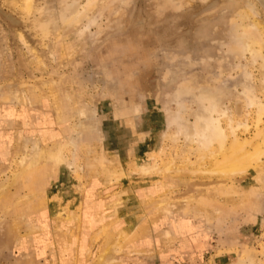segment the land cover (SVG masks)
Listing matches in <instances>:
<instances>
[{
    "label": "rangeland",
    "instance_id": "rangeland-1",
    "mask_svg": "<svg viewBox=\"0 0 264 264\" xmlns=\"http://www.w3.org/2000/svg\"><path fill=\"white\" fill-rule=\"evenodd\" d=\"M31 2L0 0V182L16 176L0 195V264L263 260L264 157L230 179L137 166L199 167L197 144L174 135L194 124L200 92L248 125L241 139L264 135L236 87L249 73L264 105L262 60L242 56L236 34L251 2L264 23V0ZM31 138L75 160H41L33 194L18 164ZM13 222L31 249L9 240ZM117 236L121 251H104Z\"/></svg>",
    "mask_w": 264,
    "mask_h": 264
},
{
    "label": "bare ground",
    "instance_id": "bare-ground-1",
    "mask_svg": "<svg viewBox=\"0 0 264 264\" xmlns=\"http://www.w3.org/2000/svg\"><path fill=\"white\" fill-rule=\"evenodd\" d=\"M23 1H24L23 3L24 7H22L21 9L24 8L25 11L30 13L32 0H23ZM260 1L263 2V0ZM248 5L243 11L244 14L240 16L242 20V24L238 26L236 31L238 32L236 33L237 40L239 41L240 44L238 46L239 49L243 50L244 52L243 54L241 53L242 56L245 53H249L251 55L252 64H255V62L258 61L259 59L262 60V63L259 67L261 82L258 83H261L259 84L260 88L264 90V31H263L264 23L259 18L260 14L258 13L259 11L256 10V6L252 2L251 4L249 3ZM246 69L247 68H245V70ZM244 75H243L244 76L243 79L240 77L242 80L240 79L241 81H239V84L236 87H238L239 85L242 86L243 94L245 95L246 99H248V106L255 108L254 111L256 112L254 113H256V124L258 126V124L262 121V117H264V105L262 104V101H260L261 99H259V97L256 95L255 85H253L254 83H252V78L250 74L246 72ZM250 78H251V82H250ZM199 99L201 100V106L198 108V110L196 109L197 111H193L192 113H190V115L194 117L195 120L194 124L192 125L187 124L188 126L185 125L184 129L179 127V132H177L178 135H174L175 138H177V136L179 135H182L185 137L186 140L193 141L194 143L197 144V146L199 147L198 149L200 150V153L198 154V158H197L199 162V167L190 170L185 165L177 166L172 161L165 163L164 165H158L157 163L158 161L157 162L154 161L153 164L138 165L137 167L141 172L145 174L149 172H156V173H161L163 176H168L171 173H177V174L201 173L202 175L204 174L208 176L220 175L223 178L230 179L235 176L247 174L248 172L251 171V169L257 167V165L261 161V158L264 157V135L261 133L259 126L255 127V129L258 128L257 132L255 133L256 136H263L261 142H255L254 140V137H256L255 135L254 137L249 139L245 137L244 139H241L242 137L240 138L238 136L237 131L241 127L244 128L246 131H248L247 130L249 128L248 125L241 124L240 122L235 124L233 122L234 119L232 120L230 118L231 115L230 116L227 115L226 112L227 110L223 109L224 105L222 106V104L220 103L217 92L216 93L200 92ZM224 117L228 118V124H227L228 127L226 129L225 127L222 126V121H221ZM175 123L177 124V122ZM29 145H31V149L28 148ZM24 149L27 151L26 152L27 155L23 154L20 160L18 161V164L21 172L23 173L22 178L28 176L30 179L29 183L30 186L32 187L31 189L32 194L35 193L36 189H39L41 185V180H39L38 173L36 172L41 160H45V161L55 160L57 163H66L68 168L75 165V160H68L63 155L61 150H59L60 151L59 154V151L44 148L39 144L37 139H32V138L29 140L27 139L25 141ZM120 178L121 177L118 176L115 177L114 180L119 181ZM15 179L16 176H13L11 180L7 179L6 181L0 182V195L4 189L8 188L10 184L15 181ZM229 191L230 190H227V192ZM24 198H27V196L21 198V200ZM21 213L22 215H25V212L22 211L20 213L18 212V215L19 214L21 215ZM2 222L3 221H1L0 223V228H2L3 225ZM209 228L212 229V226L209 225ZM7 230H8L7 233L9 234L10 237L9 240H12L15 245H17L18 243L19 247H24V249L27 248L31 249L32 246L31 239L33 237L32 238L24 237L22 239V236L20 234V228L18 225L14 224L13 222V224L7 226ZM114 247H117L118 251H121L123 247L121 236H117L116 240H114V242L111 245L107 246V250L104 251L108 252L110 249ZM263 263H264V259L262 260L261 258L260 260H257L251 255L248 256L247 258L238 257L235 260H230L228 264H263Z\"/></svg>",
    "mask_w": 264,
    "mask_h": 264
}]
</instances>
